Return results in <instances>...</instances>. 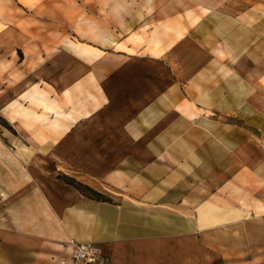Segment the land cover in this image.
<instances>
[{"label":"crops","instance_id":"crops-1","mask_svg":"<svg viewBox=\"0 0 264 264\" xmlns=\"http://www.w3.org/2000/svg\"><path fill=\"white\" fill-rule=\"evenodd\" d=\"M209 16L159 56L39 49L0 106L18 134L0 141V264H59L71 241L100 245L109 264H264L248 218L264 190L263 32L256 46L246 18ZM101 51L116 58L94 65Z\"/></svg>","mask_w":264,"mask_h":264},{"label":"rangeland","instance_id":"rangeland-1","mask_svg":"<svg viewBox=\"0 0 264 264\" xmlns=\"http://www.w3.org/2000/svg\"><path fill=\"white\" fill-rule=\"evenodd\" d=\"M214 12L230 14L241 20L246 18L256 26L253 44L260 45L261 32L264 41V0H0V106L4 107L6 98L15 97L17 91L30 82L24 80L27 74L24 69H34L36 59H41L37 55L40 48L52 53L59 48L74 49L73 44L79 43L103 50L108 46V51L113 54L122 50L137 53L139 48L138 55L142 58L159 56L166 45L184 35L203 16L206 19L212 17L209 15ZM102 56L116 58L101 51L93 56L94 65L100 63ZM262 61L264 67V57ZM260 67L261 61L254 70ZM43 73L49 75L47 70ZM43 90L46 91H40L47 98L46 103L50 101L46 85ZM41 103L33 101L26 106L34 112L48 111L45 105L44 109L48 110L39 109ZM3 113L2 110L0 141L8 144L7 138L18 134ZM1 121L8 123L14 133ZM253 132V147L257 150L264 140L260 132ZM253 155L254 160L260 158L259 151H254ZM258 184L254 183V191L259 188ZM261 198H264V190L254 193L253 215L248 217L258 251L263 250L260 247L264 242ZM242 199L243 193L238 195V206L244 202ZM1 204L0 209L4 207Z\"/></svg>","mask_w":264,"mask_h":264},{"label":"built area","instance_id":"built-area-1","mask_svg":"<svg viewBox=\"0 0 264 264\" xmlns=\"http://www.w3.org/2000/svg\"><path fill=\"white\" fill-rule=\"evenodd\" d=\"M59 264H109L110 257L103 248L92 242H69Z\"/></svg>","mask_w":264,"mask_h":264},{"label":"trees","instance_id":"trees-1","mask_svg":"<svg viewBox=\"0 0 264 264\" xmlns=\"http://www.w3.org/2000/svg\"><path fill=\"white\" fill-rule=\"evenodd\" d=\"M1 124L14 133V130L10 125H8V123H6L5 121H1ZM56 177L62 180L63 182L75 187L80 193L84 194L88 198L99 201L111 200V198H109L105 194L93 189L92 187L88 186L87 184L81 181L76 180L74 177H71L63 173H57Z\"/></svg>","mask_w":264,"mask_h":264},{"label":"bare ground","instance_id":"bare-ground-1","mask_svg":"<svg viewBox=\"0 0 264 264\" xmlns=\"http://www.w3.org/2000/svg\"><path fill=\"white\" fill-rule=\"evenodd\" d=\"M111 41V40H110ZM74 50L78 53V54H85L87 53V51L90 50V48L86 45H83V44H79V43H74ZM96 53H99V52H96Z\"/></svg>","mask_w":264,"mask_h":264}]
</instances>
